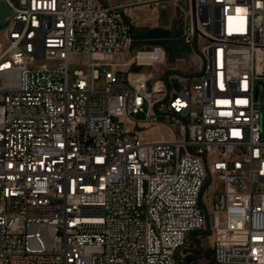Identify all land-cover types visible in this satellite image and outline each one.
Listing matches in <instances>:
<instances>
[{
  "label": "built area",
  "instance_id": "2783aa9c",
  "mask_svg": "<svg viewBox=\"0 0 264 264\" xmlns=\"http://www.w3.org/2000/svg\"><path fill=\"white\" fill-rule=\"evenodd\" d=\"M0 1V264H177L207 230L214 264H264V0H195L200 76L151 90L128 4ZM136 3L194 37L192 0Z\"/></svg>",
  "mask_w": 264,
  "mask_h": 264
},
{
  "label": "rangeland",
  "instance_id": "374dc122",
  "mask_svg": "<svg viewBox=\"0 0 264 264\" xmlns=\"http://www.w3.org/2000/svg\"><path fill=\"white\" fill-rule=\"evenodd\" d=\"M101 1L107 6H115L120 3L129 5L125 9V14L133 30L134 44L130 53L126 54L128 56L126 59H130L138 52L151 51L155 47L165 50V65L132 67L133 71L152 75L149 82L150 90L155 81H165L167 73L168 80L174 77L178 82L184 84L180 87H184L189 81L196 79L195 76L200 73L202 66L198 53L202 42L198 41V37L195 39L188 34L190 32V17L188 14L183 13L180 8L173 5L147 6L136 3V0ZM2 29V26H0V31ZM82 63L80 61L78 64L70 65L71 79L75 71L86 70ZM96 88L101 89L102 85L98 83ZM260 99L264 102V89H260ZM144 118V114L138 117L139 120ZM161 120L168 121L165 116L161 117ZM174 127L178 132H182V124L175 123ZM261 134L262 140H264V107H262L261 112ZM143 136L152 141H161L162 139L171 141L173 139L172 133L164 127L149 128ZM212 242L213 234L209 230L193 234L177 253L176 263L213 264Z\"/></svg>",
  "mask_w": 264,
  "mask_h": 264
},
{
  "label": "water",
  "instance_id": "95a60500",
  "mask_svg": "<svg viewBox=\"0 0 264 264\" xmlns=\"http://www.w3.org/2000/svg\"><path fill=\"white\" fill-rule=\"evenodd\" d=\"M10 15L9 9L5 6V4L0 1V25L4 23L6 18ZM192 23H193V30H194V38L198 37V28H197V14L195 8V0H192ZM178 74L177 72H174ZM200 76V73L197 74L195 77ZM166 80L168 81V73L166 74Z\"/></svg>",
  "mask_w": 264,
  "mask_h": 264
},
{
  "label": "bare ground",
  "instance_id": "6f19581e",
  "mask_svg": "<svg viewBox=\"0 0 264 264\" xmlns=\"http://www.w3.org/2000/svg\"><path fill=\"white\" fill-rule=\"evenodd\" d=\"M4 22H7V18H6V20H5ZM139 57H140V59H141L142 61H147V60H149L150 58H154L155 55H154L153 53H141V54L139 55Z\"/></svg>",
  "mask_w": 264,
  "mask_h": 264
},
{
  "label": "crops",
  "instance_id": "0c3cea01",
  "mask_svg": "<svg viewBox=\"0 0 264 264\" xmlns=\"http://www.w3.org/2000/svg\"><path fill=\"white\" fill-rule=\"evenodd\" d=\"M126 57H128V56H127V55H124V56H123V59L126 60ZM120 69H121V70H124V71H127V70H129V67H128V65H127V66L121 67ZM130 71L134 72V71L132 70V68H130ZM211 253H212V252H211ZM213 264H214V263H213Z\"/></svg>",
  "mask_w": 264,
  "mask_h": 264
}]
</instances>
